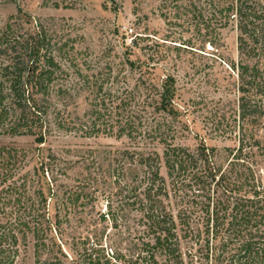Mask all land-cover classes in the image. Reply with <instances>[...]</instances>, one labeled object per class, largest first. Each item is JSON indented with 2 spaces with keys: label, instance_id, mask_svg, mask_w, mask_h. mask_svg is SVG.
<instances>
[{
  "label": "trees",
  "instance_id": "16d2710c",
  "mask_svg": "<svg viewBox=\"0 0 264 264\" xmlns=\"http://www.w3.org/2000/svg\"><path fill=\"white\" fill-rule=\"evenodd\" d=\"M186 6L207 31H238V59L223 61V82L217 81L236 98L220 99L210 115L211 131L234 141L224 155L205 141L194 147L176 142L183 129L169 120L179 112L171 86L160 91L142 74L130 86L112 71L84 73L73 47L40 19L15 14L0 29V134L41 141L57 131L127 138L111 168L102 216L117 224L120 212L135 213L137 221L126 253L106 251L101 237L84 236L72 257L51 231L62 227V211L84 205V190L70 189L55 221L49 220L40 178L31 190L23 172L26 150L0 143V264H15L30 235L35 264H185L186 256L195 263L264 264V142L258 137L264 121V0H190ZM145 37L138 33L134 44ZM84 89L94 95L90 111L58 107ZM157 113L161 120L149 123ZM178 195L174 203L171 197Z\"/></svg>",
  "mask_w": 264,
  "mask_h": 264
},
{
  "label": "rangeland",
  "instance_id": "374dc122",
  "mask_svg": "<svg viewBox=\"0 0 264 264\" xmlns=\"http://www.w3.org/2000/svg\"><path fill=\"white\" fill-rule=\"evenodd\" d=\"M54 1L60 2L61 6L56 7ZM188 1L0 0V29L15 14L32 21L40 19L55 30L58 39L68 42L67 48L73 47V55L84 73L112 71L113 75H120L123 85L130 86H134L142 74L152 79L160 91L171 86L174 90L172 102L179 112L176 119L169 120L178 129H183L177 134L176 142L194 147L205 141L219 147L224 155L223 148L233 146L234 141L229 134L220 136L211 131L210 115L220 99L236 98L234 91L218 88L217 81L221 82L223 76V61L238 59V31L233 26L208 31L203 24L200 27L186 9ZM64 3H73V6L65 7ZM138 33L148 37L134 44ZM58 59L66 65L69 62L66 56L58 55ZM157 98L160 100L159 95ZM93 102L92 92L84 89L74 102L65 100L58 107H67L83 115L92 109ZM154 115L149 123L158 118L161 120V113ZM258 137L264 142V121ZM128 142L125 137H85L75 132L57 131L45 136L43 141L32 135L0 134V143L26 150L23 172L28 175L31 190L40 178V186L48 198L49 220L55 221L60 210L58 204L70 189L80 186L84 190V205L76 211H62L63 215L66 213L62 217V227L58 232L53 228L51 231L74 258L79 255L77 243L84 236L101 237L106 251L116 247L126 253L132 246L133 229L137 226L135 213L123 217L120 212L117 224L102 216L107 211L111 168L119 159L117 151L123 150ZM261 164L264 167V162ZM64 169L67 175L62 173ZM163 174L167 176L165 168ZM52 175L55 182L50 179ZM171 199L178 203L181 198L178 195ZM34 242L30 235L27 246H19L15 264H35ZM44 256H47L46 252ZM185 264H207V260L203 258L195 263L186 256Z\"/></svg>",
  "mask_w": 264,
  "mask_h": 264
}]
</instances>
